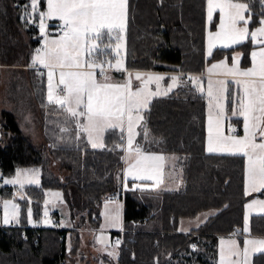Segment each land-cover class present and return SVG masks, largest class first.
<instances>
[{"label": "trees", "instance_id": "1", "mask_svg": "<svg viewBox=\"0 0 264 264\" xmlns=\"http://www.w3.org/2000/svg\"><path fill=\"white\" fill-rule=\"evenodd\" d=\"M205 1L128 0V64L183 74L182 84L153 98L143 120L150 143L143 142L142 129L137 142L176 154L182 180L174 190H150L133 186L132 180L123 186L122 132L108 129L104 146L93 148L75 121L48 103L44 77L30 62L41 40L38 23L46 0L37 1L32 23L20 19L19 6L30 5V0H0V82L2 66H27L32 100L39 111L35 120L44 138L35 142L22 130L15 113L2 109L0 168L9 174L20 166H39L42 181L30 187L36 204L45 189L60 188L73 221L70 227L0 225V264H66L78 252L81 226L99 228L103 203L113 194H119L123 202V224L121 230L111 232L121 242L116 259L107 258L108 264H215L219 235L234 232L242 223L244 202L264 192L244 194V156L204 149L206 99L187 75L202 72L209 59L204 54ZM242 1L251 11L264 13L261 0ZM222 50L218 48L214 57ZM233 100L229 89L228 111ZM203 211L212 212L198 226L186 232L179 229L182 219ZM53 216L57 223L56 211ZM250 225L255 235H264V214H253ZM254 261L264 264V253Z\"/></svg>", "mask_w": 264, "mask_h": 264}, {"label": "snow or ice", "instance_id": "2", "mask_svg": "<svg viewBox=\"0 0 264 264\" xmlns=\"http://www.w3.org/2000/svg\"><path fill=\"white\" fill-rule=\"evenodd\" d=\"M264 3V0H261ZM19 6V5H18ZM22 8L21 20L32 23L31 16L38 10L37 0H30V5L19 6ZM29 7L31 12H29ZM248 5L234 3L233 0H207V16L209 22L213 21V13L219 10L220 23L218 30L208 33V54L212 55L214 47L219 45L222 48H230L240 44L249 35L248 28L238 27L242 21L248 23L244 13ZM128 0H47V12L40 13V32L44 36L43 47L36 50L32 57V67L39 65L47 69L49 104L57 105L70 117H85L86 123L81 124L77 119V127L88 134L89 142L93 148L103 147L98 143L97 138L108 129L119 127L121 132L127 125V147L124 148L125 162L129 160V167L125 169V176H132L135 180L153 181L152 187H158L163 183L164 166L167 157L163 154L147 152L139 143H135V137L139 134L136 129L141 126L144 120L143 110L150 105L151 98L161 94L159 82L162 76L135 73V79L141 80V87L132 90L131 77L124 83H112L107 75L104 63H97L92 58V53L97 45L91 43L98 40L101 30H106L109 37L116 33V46L112 49L116 55V62L111 59L107 62L108 68L116 71H126L123 66V59L120 54L123 48L124 33L127 26ZM45 17L58 18L62 21L63 34L59 39H48L45 33ZM251 17H249L250 19ZM264 25V19L260 21ZM258 34L264 36V26L251 32V40L254 43L264 44V40H258ZM107 47H111L108 45ZM252 67L241 70L238 67L239 55L232 58V66L228 67L226 62L212 64L208 69L211 74L214 70L222 69L226 75L243 77L244 80H237L236 83L243 85V95H238L237 109L233 116L243 118V136L234 135L235 129L229 125L228 135L225 134L222 121L224 106L220 98L226 91L225 82L218 81L221 85L214 92L213 82L209 79L207 95L209 97L208 115V153H227L230 155H242L247 158L245 172V194L251 192H264V140L257 142V137L264 138V47L259 51L251 53ZM99 68V75L103 82L96 79V69ZM58 73L59 82H54ZM177 76H172V83L168 86L167 95L172 88L176 87ZM193 84H198L199 77H189ZM156 83L157 91L152 92L147 88L148 84ZM62 85V87H60ZM198 90L203 92L202 86ZM214 109L218 111L214 112ZM67 131V129H61ZM147 133H145V136ZM123 139V137H122ZM159 143V141H156ZM124 147L123 145H119ZM35 170H18L13 179L6 180V184H19L23 188L25 181L29 184L39 181L36 178ZM59 198V193H53ZM47 204L48 201H45ZM4 223H9V215L15 218L18 214L17 205L12 201H4ZM119 205L106 212L112 226H118L120 222ZM258 207L264 212V201L253 200L246 208ZM11 209V213L10 210ZM47 216V211L45 212ZM29 217L31 211L29 210ZM243 231L250 232L249 215H245ZM47 223V221H46ZM102 242V238H98ZM119 244V241H117ZM220 264H238L233 257H240L241 251L235 240L229 239L220 241ZM247 245H259L255 250L264 252V239L246 240L243 255L247 264ZM110 247V245L106 246ZM113 255V253H108Z\"/></svg>", "mask_w": 264, "mask_h": 264}, {"label": "rangeland", "instance_id": "3", "mask_svg": "<svg viewBox=\"0 0 264 264\" xmlns=\"http://www.w3.org/2000/svg\"><path fill=\"white\" fill-rule=\"evenodd\" d=\"M38 1V0H37ZM234 3H244L242 0H233ZM31 12V8H30ZM44 12H47V0H46V9ZM245 19L248 20L247 24H244L242 21L239 23L238 27L248 28L249 35L247 38H245L240 44L233 45L230 48H223L221 54L218 57H214V53L218 48H222L219 45L213 48L212 50V55L208 54V33L211 31L215 33L218 30L219 23H220V14L219 10H215L213 13V21L209 22L208 16H207V0L205 1V44H204V54L206 58H209L202 70L200 72L201 74H195L191 75L189 77H199L200 80L198 84H193L188 77V82L192 84L197 90L198 87L202 86L204 91L202 92L204 94V97L206 99V121H207V127H206V140L208 141V115H209V97L207 95V90H208V82L209 79L212 80L213 82V89L214 92L221 87L217 81H233L234 85L237 87L236 79L230 78V77H224L220 75H215L214 73H209L208 69L211 67L212 64H218L221 61L226 62L228 67L232 66V58L236 57L239 55V61H238V67L241 70H246L250 67H252V57L251 53L253 51H259L260 47H264V44H258L254 43L251 40V32L256 31L258 28L264 26L260 24L261 19H264V13L259 12V11H251L250 8H247V11L244 13ZM249 17H251L249 19ZM45 23V33L48 37V39H59V37L63 33H56L51 31L53 27H49L48 25L53 24V25H62V21H60L58 18H48L45 17L44 20ZM40 20L38 23V28H39V34H40V43L39 45L34 49L32 53V57L36 54V50L40 49L43 47L44 44V36L41 35L40 32ZM49 29V30H48ZM51 31V32H49ZM116 33H113L111 37L107 35L106 30H101V36L98 40H94L91 43H95L97 45L96 50L92 53V58L97 60V63H100L101 61L105 62L104 67L106 70L107 75L110 77V81L112 83H124L125 81L129 80V73H133L131 77V85H132V90H136L137 88L141 87L142 81L141 80H136L135 79V73H141L144 74V78H146L147 74H152V75H159L162 76L163 79L159 82V90L161 92L160 95L154 96L151 98V101L153 98H158L165 96L163 93L167 91L168 86L172 83L171 77L172 76H177L179 79L177 81V85L182 84L183 79L182 76L183 74L181 72L177 71H154V70H145V69H140V68H132L128 62L126 61V31L124 33V41H123V48L121 51V58L123 59V66L126 69V71H116L114 69L108 68L107 62L111 59V62L115 64L116 62V55L115 52L112 50L115 48L117 40L115 39ZM258 40H264V36H260L258 34ZM108 45H111V47H107ZM237 47V48H236ZM247 57V59H246ZM31 64H32V58H31ZM41 72V75L44 77L45 81V87H46V98H47V92H48V78H47V69L36 65ZM35 66V67H36ZM2 76H1V82H0V111L2 109H8L11 110L15 113L16 117L18 118V122L21 126V128L24 129L26 133H28L35 142H43V134L41 130V126L39 121L37 122L35 119L37 115H39V111L37 110V106L35 107V103L32 100V90L30 88V80H28V75H27V66H2ZM37 72L38 78L42 79V76L40 75V72ZM213 72H218V73H223L224 71L222 69H217L214 70ZM96 79L100 82H103V77L99 75V68L96 69ZM244 80V79H243ZM54 82L58 84L59 82V76L58 73L54 79ZM62 87V85L60 86ZM176 87L172 88L170 92H172ZM147 88L151 90L152 92L157 91V84L156 83H151L147 85ZM170 92H167L169 94ZM201 92V91H200ZM243 95V87H242V92H239V96ZM227 96H224V92L220 98V103L222 100H225ZM234 103H233V113L234 110H236L237 104H238V99H236V95H234ZM227 101V98H226ZM151 103V102H150ZM225 101L222 102L224 106V112L227 110V106L225 109L224 105ZM230 109V108H229ZM146 110V109H145ZM143 110L142 115L144 117V112ZM231 110V109H230ZM217 109H214V112H216ZM66 113V112H65ZM68 115V113H66ZM227 114V113H226ZM69 116V115H68ZM70 117V116H69ZM76 125H77V119L81 124L86 123L85 117L81 116L79 118H73L71 117ZM229 125H235V123H232V121L228 120L226 129L224 130L225 134L228 135V127ZM232 127V126H231ZM116 130H119L121 132V129L119 127L114 128ZM141 129L143 130V142L148 143L149 139H151V134L148 132L147 128H143V121L141 122V126L137 127L136 131L140 134ZM80 130V129H79ZM83 132V131H82ZM145 133L147 135L145 136ZM85 135V138L87 142L89 141L88 139V134L86 132H83ZM104 133L101 134L99 138H97L94 134V139L97 140L98 143H103V146L105 144L104 142ZM123 149L127 147V125L125 124L124 126V131H123ZM139 134L135 137V143L138 142V137ZM238 136H243L244 134H237ZM260 137H257V142H261V139H258ZM145 139L147 141H145ZM264 140V138H262ZM207 141L205 150L207 152ZM150 143V142H149ZM88 144L92 147L91 143L88 142ZM147 144H145V147ZM101 148V147H97ZM217 154H227V153H217ZM125 156V151L124 155ZM167 157V161L165 166H164V174L167 175L166 180H169V175H172L174 177V168L177 169V159L178 156L176 154H169ZM176 159V161H175ZM247 160V158H245ZM133 162L132 160H129L128 163L125 162V159H123V178H124V183L123 186H127V180L132 179V176H125V169L129 167V163ZM18 170H35L37 172L36 178L38 179L39 183H27L25 181L23 188L20 187L19 184L13 185V184H6V180H10L15 178L16 172ZM246 172V171H245ZM181 173V169H180ZM166 180L164 183L160 184L158 187H152L151 185L154 183L153 181H140L136 180L133 181L134 185L136 187H139L141 189H150V190H160V189H166L164 184H166ZM42 181L41 177V169L37 165H29V166H20L17 167L13 172L9 174H4L2 169L0 168V203H1V210H0V225L1 226H12V225H39V226H59V227H70L73 224L72 218H71V212L69 209V206L67 204L64 192L60 188H47L43 192V197L39 201V203L36 204L35 200L33 199V194L31 192L30 187L38 186L40 185ZM150 182V183H148ZM53 193H59L60 197L57 198L53 196ZM258 193V192H256ZM244 194H245V188H244ZM19 197V198H18ZM253 197V196H252ZM250 197L244 202L243 206V219L241 225L237 227V229L228 234H221L217 238V258L215 261V264H220V248L221 244L220 241L221 239L224 240H235L240 248L241 255L240 257H233V261L237 262L238 264H245V257L243 255L244 249H245V241L246 240H262V238L255 236V234L250 230L249 233H246L243 231L244 229V223H245V215H249V226L251 224V216L253 214L260 213V209L258 207H254L252 209L246 208L247 204L252 203L253 200H261L264 201V194H255V197L252 198ZM12 201L17 205L18 209V214L15 218L9 215V223H4V207L3 203L4 201ZM45 201H48L46 204ZM109 201H120V199L114 198V199H106L104 202H109ZM103 207V206H102ZM29 210L31 211V217H29ZM11 213V209L9 210ZM47 211V216H45V212ZM54 211L57 212L58 214V222L56 223L53 217L50 215ZM212 212V211H211ZM210 211H203L199 213L197 216L193 218H186L182 219L179 223V229L181 231L188 230L192 227L198 226L200 223H202L207 216L211 213ZM102 213V210H101ZM47 221V223H46ZM102 222V220H101ZM89 225L84 224L80 228V234H81V243L79 246V250L75 255H70L67 260L66 264H74L75 261L78 259H82L84 263L89 264L90 262H100L101 264H108V263H103L102 262V257L100 256L98 259V255L104 253L102 251H105L107 253H113V255L109 256H116L117 255V246L113 244L112 242V237L111 233L109 231H104L100 230L102 225L100 224L99 232L98 233H92L89 232ZM98 238H102V242H98ZM110 245V247H106ZM259 247V245H247L248 248V256H247V264H254V260H256V257L258 254L264 253V252H258L255 249ZM256 254V255H255ZM97 256V257H96Z\"/></svg>", "mask_w": 264, "mask_h": 264}, {"label": "crops", "instance_id": "4", "mask_svg": "<svg viewBox=\"0 0 264 264\" xmlns=\"http://www.w3.org/2000/svg\"><path fill=\"white\" fill-rule=\"evenodd\" d=\"M58 25H60V24H58ZM55 26H57V25H55ZM55 26L51 29V31H53V32H56V30H55ZM51 31H49V32H51ZM57 33V32H56ZM37 67V66H36ZM38 68V67H37ZM39 69V68H38ZM215 75H220V76H224V77H230V78H233V79H236V80H243V79H245V78H243V77H233V76H231V75H226L224 72L223 73H218V72H213ZM199 74H201V73H199ZM191 75H195V74H189V75H187V77H189V76H191ZM218 82V81H217ZM225 87H226V91H224V96H228V91H229V89H231V93L233 94V97H234V95H236V99H238V95H239V92L241 91L242 92V87H243V85L242 84H239V85H237V87L234 85V83H233V81H226L225 82ZM227 98V97H226ZM226 98H225V100H222L221 101V103L222 102H224L225 101V103H224V105H225V109H226V106H227V108H228V104H227V101H226ZM234 101V100H233ZM233 103L234 102H232V105H231V107H230V109H229V111H228V109L227 110H225V112H224V116H223V121H222V126H223V129L225 130L226 129V126H227V122H228V120H230V121H232V123H235V124H237V125H239V127H240V133H239V135L240 134H244V131H243V118L242 117H239V116H233L232 115V113H230V112H232V109H233ZM236 109H237V107H236ZM206 110H207V107H205V113H206ZM217 111H218V109H217ZM227 113V114H226ZM205 115H207V114H205ZM18 119V118H17ZM20 125V124H19ZM21 127V126H20ZM206 127H207V121H206V117H205V138H204V149H205V146H206V134H207V132H206ZM22 130H24L23 128H22ZM258 139H261L262 140V138H258ZM260 140V141H261ZM124 141V140H123ZM89 142V141H88ZM142 148H144L147 152H150V153H156V154H163L164 156H169V154L168 153H164V152H162V151H160V150H156V149H153V148H150V147H145V146H141ZM217 154V153H216ZM123 155H124V149H123ZM245 158L246 157H244V188L246 187V183H245V171H246V167H247V160H245ZM175 161H176V159H175ZM168 162V161H167ZM166 164V163H165ZM122 173H123V168H122ZM166 177H167V175L166 174H164L163 175V183H164V181L166 180ZM124 179V178H123ZM128 180H132V181H136L135 179H128ZM181 180H182V175H181V173H180V168L178 167V165H177V169L176 168H174V177L172 176V175H169V180H166V184H164L163 186H165V188L166 189H160V190H174V189H177L178 187H179V185H180V183H181ZM141 181V180H140ZM124 182V181H123ZM148 183H150V182H148ZM133 185H134V183H133ZM253 193H256V192H251L250 194H253ZM255 197V195H253V197L252 198H254ZM117 205H119L120 207H119V211H120V222H119V225L118 226H112V224H111V222L108 220V219H106V212L107 211H110V210H112L113 208H115ZM257 214H264V212H260V213H257ZM54 220H55V218H53ZM186 219V218H185ZM122 220H123V202H122V200H120V201H109V202H104L103 203V207H102V222H101V225H102V227L100 228V230H104V231H109L110 233L112 232V231H119V230H121L122 229V224H123V222H122ZM56 222V221H55ZM89 229V232H92L93 234L96 232V233H98L99 232V229L98 228H91V227H88ZM193 228V227H192ZM250 228H251V225H250ZM191 229V228H190ZM189 230V229H188ZM188 230H184V231H182V232H186V231H188ZM255 236H258V237H260V238H262V239H264V235H255ZM79 250V249H78ZM102 252H104V253H102V254H100V255H98V259H99V257L100 256H103L102 257V262L103 263H108V259L109 258H111V259H116V256H109V254L107 253V252H105V251H102ZM256 255V254H255ZM97 257V256H96ZM108 258V259H107ZM217 258V257H216ZM74 264H86V263H84V261H82V259H78L77 261H75V263ZM95 264H101L100 262H95ZM254 264H255V261H254Z\"/></svg>", "mask_w": 264, "mask_h": 264}, {"label": "built area", "instance_id": "5", "mask_svg": "<svg viewBox=\"0 0 264 264\" xmlns=\"http://www.w3.org/2000/svg\"><path fill=\"white\" fill-rule=\"evenodd\" d=\"M55 30H56L57 33H63L62 25H59V26L55 27ZM231 126H232V128L235 129V132L233 133L234 135H237V134L240 133V127H239V125L235 124V125H231ZM120 194L122 195L123 194V191H121ZM117 197H119V194L110 195L108 198L114 199V198H117ZM0 210H1V203H0ZM50 215L54 218L53 214H50ZM117 241H119V244H120L121 238L120 237H117V236L112 237L113 244L118 245L117 244Z\"/></svg>", "mask_w": 264, "mask_h": 264}]
</instances>
